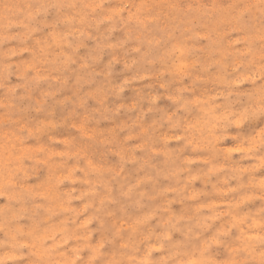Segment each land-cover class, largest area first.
I'll use <instances>...</instances> for the list:
<instances>
[{
  "label": "rangeland",
  "instance_id": "obj_1",
  "mask_svg": "<svg viewBox=\"0 0 264 264\" xmlns=\"http://www.w3.org/2000/svg\"><path fill=\"white\" fill-rule=\"evenodd\" d=\"M19 8L27 27L0 45V238L39 264H262L264 18L249 0Z\"/></svg>",
  "mask_w": 264,
  "mask_h": 264
},
{
  "label": "clouds",
  "instance_id": "obj_2",
  "mask_svg": "<svg viewBox=\"0 0 264 264\" xmlns=\"http://www.w3.org/2000/svg\"><path fill=\"white\" fill-rule=\"evenodd\" d=\"M249 5L251 8L258 10L261 17L264 18V0H249ZM88 6L94 7V5ZM30 18L31 14L23 16L19 8V0H0V45H3L7 40L15 39L14 36L6 35L7 29L16 25L26 28L25 21ZM6 20L9 22L5 23ZM9 55H15V52H10ZM168 71H170L168 67L162 68V72ZM135 79H139V76ZM261 96L260 106L264 110V87L261 88ZM260 243L264 244V237H261ZM34 252V244L21 243L17 236L7 235L0 238V264H39L38 261L32 259ZM48 264H54V262L49 261ZM239 264H245V262L240 261Z\"/></svg>",
  "mask_w": 264,
  "mask_h": 264
}]
</instances>
